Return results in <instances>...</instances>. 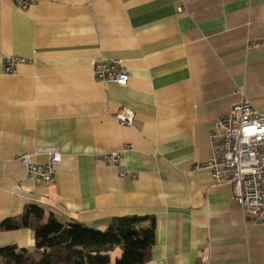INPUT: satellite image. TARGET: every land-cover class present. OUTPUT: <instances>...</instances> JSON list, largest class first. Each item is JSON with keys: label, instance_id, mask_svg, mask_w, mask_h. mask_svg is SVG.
I'll list each match as a JSON object with an SVG mask.
<instances>
[{"label": "crops", "instance_id": "1", "mask_svg": "<svg viewBox=\"0 0 264 264\" xmlns=\"http://www.w3.org/2000/svg\"><path fill=\"white\" fill-rule=\"evenodd\" d=\"M29 1L0 0V224L28 204L100 230L153 216L146 264H264V226L230 185L195 170L239 92L264 111V46H253L264 0ZM12 57L24 63L8 73ZM104 60L122 61L127 86L96 80ZM121 108L133 126L116 120ZM124 146L118 165L102 160ZM41 148L62 154L53 186L33 184L17 161L46 163ZM14 244L33 250L34 233L0 228V248Z\"/></svg>", "mask_w": 264, "mask_h": 264}, {"label": "built area", "instance_id": "2", "mask_svg": "<svg viewBox=\"0 0 264 264\" xmlns=\"http://www.w3.org/2000/svg\"><path fill=\"white\" fill-rule=\"evenodd\" d=\"M23 9L29 0H15ZM253 46H264V39L253 42ZM24 63L20 57L6 61L8 73H15L16 66ZM96 80L125 87L130 76L120 60H104L95 64ZM240 100L235 103L227 116L220 117L210 133L211 158L206 164L196 166V172L207 170L215 183H226L232 187L234 201L243 209L251 222L264 226V111L256 109L244 92H239ZM116 120L123 126H133L136 113L129 108H121ZM124 146L119 153L102 156L108 165H118ZM36 155H45L48 161L35 163L31 154H20L17 161L26 171V177L35 185L53 186L57 181L56 167L62 161V154L56 148L38 149ZM129 173H122V177ZM136 178L135 174H130Z\"/></svg>", "mask_w": 264, "mask_h": 264}, {"label": "trees", "instance_id": "3", "mask_svg": "<svg viewBox=\"0 0 264 264\" xmlns=\"http://www.w3.org/2000/svg\"><path fill=\"white\" fill-rule=\"evenodd\" d=\"M37 204H28L16 217L3 220V231L29 229L35 248L17 245L0 248V264H146L155 245L156 220L153 216L114 218L104 229L80 222H62ZM119 247L115 261L111 253Z\"/></svg>", "mask_w": 264, "mask_h": 264}, {"label": "rangeland", "instance_id": "4", "mask_svg": "<svg viewBox=\"0 0 264 264\" xmlns=\"http://www.w3.org/2000/svg\"><path fill=\"white\" fill-rule=\"evenodd\" d=\"M117 250H119L118 251V253H116V255L115 256H113L112 257V259L115 261L117 258H119L120 256H121V254H122V250L119 248V247H115ZM120 253V256L118 257V254Z\"/></svg>", "mask_w": 264, "mask_h": 264}]
</instances>
